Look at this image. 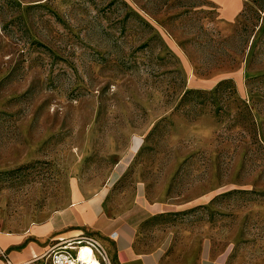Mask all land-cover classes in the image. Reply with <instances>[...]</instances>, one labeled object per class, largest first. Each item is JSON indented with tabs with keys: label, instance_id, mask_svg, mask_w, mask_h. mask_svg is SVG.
<instances>
[{
	"label": "rangeland",
	"instance_id": "1",
	"mask_svg": "<svg viewBox=\"0 0 264 264\" xmlns=\"http://www.w3.org/2000/svg\"><path fill=\"white\" fill-rule=\"evenodd\" d=\"M241 4L0 0V233L102 191L264 264V0ZM138 181L166 214L140 215Z\"/></svg>",
	"mask_w": 264,
	"mask_h": 264
},
{
	"label": "crops",
	"instance_id": "2",
	"mask_svg": "<svg viewBox=\"0 0 264 264\" xmlns=\"http://www.w3.org/2000/svg\"><path fill=\"white\" fill-rule=\"evenodd\" d=\"M214 1L220 13L230 16L236 14L242 5L241 0ZM120 169L122 167L115 173L116 178L120 176ZM141 184V181L136 182L133 190L140 215L166 214L163 205L149 201L148 191ZM77 195L75 193L76 199ZM106 201V195L101 191L92 198L78 200L53 213L43 224L26 233H0V251L7 253L12 264H43L41 257L54 245L94 232L112 264H229L232 248L228 244L205 238L196 241L191 249L177 244L170 231H157L155 235L148 233L143 219L131 212L123 216L112 212L111 215ZM113 203L110 207L118 209ZM0 264H6L1 257Z\"/></svg>",
	"mask_w": 264,
	"mask_h": 264
},
{
	"label": "built area",
	"instance_id": "3",
	"mask_svg": "<svg viewBox=\"0 0 264 264\" xmlns=\"http://www.w3.org/2000/svg\"><path fill=\"white\" fill-rule=\"evenodd\" d=\"M0 257L6 264H12L5 251H0ZM41 260L43 264H112L101 243L84 234L54 245Z\"/></svg>",
	"mask_w": 264,
	"mask_h": 264
},
{
	"label": "bare ground",
	"instance_id": "4",
	"mask_svg": "<svg viewBox=\"0 0 264 264\" xmlns=\"http://www.w3.org/2000/svg\"><path fill=\"white\" fill-rule=\"evenodd\" d=\"M84 254H82V256H83Z\"/></svg>",
	"mask_w": 264,
	"mask_h": 264
}]
</instances>
